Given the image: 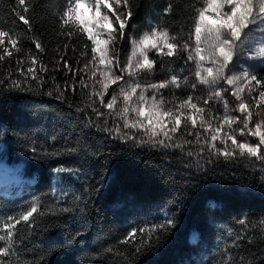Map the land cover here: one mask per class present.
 <instances>
[{"label":"trees","instance_id":"1","mask_svg":"<svg viewBox=\"0 0 264 264\" xmlns=\"http://www.w3.org/2000/svg\"><path fill=\"white\" fill-rule=\"evenodd\" d=\"M25 5L31 29L15 15L24 14L17 0H0V27L20 49L12 50L5 40L12 55L0 60V161L21 162L20 174L34 180L22 182L19 191H0V224L34 203L39 211L32 227L17 226L5 264H264V180L222 160L200 170L188 167L177 151L146 149L111 136L101 125L99 98H90L91 81L79 71L92 59L91 41L85 33L61 26L65 0H25ZM202 6L198 0H129L125 11L132 16L124 38L117 35L113 52L120 68L130 51L131 33L159 26L181 43L191 34L194 46L193 22ZM148 55L158 78L177 76L181 81L173 101L189 94L207 97L202 85L189 87L195 83V64L187 61V52ZM32 58L39 80L29 74L24 82L18 69L26 72ZM41 65L47 70L40 71ZM254 74L264 78V67ZM13 80L23 87L13 89ZM218 111L210 102L207 112ZM71 148L78 150L67 151ZM58 167L71 171L58 173ZM166 218L173 224L156 233L158 243L142 237L121 243L133 228ZM245 218L247 223H238Z\"/></svg>","mask_w":264,"mask_h":264},{"label":"snow or ice","instance_id":"2","mask_svg":"<svg viewBox=\"0 0 264 264\" xmlns=\"http://www.w3.org/2000/svg\"><path fill=\"white\" fill-rule=\"evenodd\" d=\"M128 2L129 0H65V10L60 16L61 26H68L85 33L87 39L91 41L92 59L82 69H79L80 72L90 73L89 79L98 77L95 79L93 91L89 94L90 98L92 96L98 97L99 103L110 110L109 114L123 122L124 129H136L137 133H142L143 136L139 140L140 144H151L154 147L159 145L163 148H180L182 145L174 142V137L181 128V119L184 118V127L190 123L193 128L197 126L199 120V126L209 133V137L205 138L202 143L207 145L211 155L222 156L225 160L244 157L249 160L255 158L264 163V119H257L254 125L250 127L254 113L249 104L243 100L245 90L249 95L256 91L258 98L253 97L255 107L260 109L264 106V90H260L264 89V78L258 79L255 74H250L248 69L242 65H240L242 70L239 74L232 73L234 60L239 65L238 47L243 52V45L255 41L257 34H259L260 46L249 59L264 63V0H198L203 6L196 9L197 15L193 22L194 46L191 34L181 43L177 37L171 36L166 28L153 27L149 33L143 35L139 42L133 41L132 55L128 63L120 68L119 58L111 52V48L115 45L117 35L121 39L124 38L125 28L132 16L130 10L125 11L128 8ZM17 4L22 7L24 14L22 15L21 12L17 11L15 15L31 29L30 20L26 18L29 7L25 5V0H17ZM85 5L92 10L91 17H86L81 12ZM170 10L171 6L165 9V12ZM67 34L71 36L73 33L70 31ZM104 36L107 39H104ZM5 40H7L9 48L17 52L20 51L18 41L13 38L9 31H4L0 27V48H4V55H0V60H3L5 56L12 55V51L4 47ZM35 47L43 50L38 41H35ZM85 48L87 49L88 45H85ZM149 51H154L161 57L177 56L180 51L187 52V61H192L195 64V70L191 73L195 83L189 87L195 90L199 85L207 86L210 90L207 97L189 94L186 99L174 103L172 107L165 110L166 102L163 97L157 99L159 89L166 88L169 83L177 88L181 87V81L178 77L172 76L170 81L160 84H147L146 86L139 82H125V86H120L119 98L122 100V106H119L118 111L116 110L118 107L117 96H112L105 103L104 98L110 85H118V82L124 79L125 74L131 78L139 72H151L153 70L155 62L149 59ZM81 55H87V52H81ZM30 62L32 67H28L26 72L18 69L20 75L26 78L24 82H26L29 74L33 80H39L35 69V58H32ZM63 62L68 71H73L66 60ZM22 63V61H17L18 65ZM39 70L46 71L47 69L41 65ZM118 72L119 74H117ZM3 83L4 81L0 80V85ZM80 83L87 87L83 79ZM184 83H188L187 76L184 77ZM95 84L100 85L99 90L95 89ZM11 87L21 89L23 85L21 81L13 80ZM72 90L74 91L75 88L73 87ZM149 92H151L150 96L148 95ZM225 93H230L232 97L240 101L232 110L240 115L228 114V100L225 99ZM51 94V92L48 93V95ZM210 102L223 103L225 115L216 117L207 113ZM200 104H203L204 107H200ZM92 111L96 115H103L96 108H92ZM205 114L208 115L209 119H204ZM255 115L259 117L261 112L256 111ZM212 122H217L219 126L212 127ZM233 125H236V128H233ZM225 127L227 131L222 132ZM107 131H114L120 136L121 126L117 124ZM237 132L241 137L257 138L258 142H238ZM188 134L192 135V133ZM196 137L197 141L201 142L200 133H196ZM120 138L135 140L136 136L135 134L124 133ZM218 139L224 145L222 148L216 146ZM184 143H190V141ZM77 150L76 148L67 149L69 152H76ZM55 171L59 173L71 171V169L58 167ZM38 211L39 204L34 203L27 210L19 212L17 216H7L5 221L0 224V232L4 233V235H0V241L6 242L5 246H0V264H5L4 258L11 253L13 238L18 231L17 226L24 224L27 227H32V222L36 219ZM238 223L244 225L247 220L246 218L241 219ZM172 224L173 219L166 218L160 224L133 228L127 232L121 243L133 244L138 237L146 238V241L155 240L158 243L160 236L156 233L166 232L168 226ZM240 239H244V237H240ZM248 239L251 243L250 236ZM136 250L138 252L140 249L137 248Z\"/></svg>","mask_w":264,"mask_h":264},{"label":"rangeland","instance_id":"3","mask_svg":"<svg viewBox=\"0 0 264 264\" xmlns=\"http://www.w3.org/2000/svg\"><path fill=\"white\" fill-rule=\"evenodd\" d=\"M122 6L123 5H121V7ZM113 7L115 8V5H113ZM81 12L84 13L86 17L92 16V10H90L87 7V5H85L81 9ZM150 31L151 30L145 31L141 34H135V33L130 34V51L126 57L124 66L128 63L129 58L132 55L133 41L139 42L140 39L143 37V35L145 33H149ZM103 38L107 39L106 36H104ZM114 46L111 48L112 53L114 52ZM259 46H260L259 45V34H257L255 41H253L251 43H245L243 45V52L238 47L237 54L240 57L239 65H237L235 63V60H234V63L232 66V73L239 74L242 70L240 65L247 68L250 74H254V72L256 70L263 68L264 63H260L258 60L249 59L250 56L254 55L255 50L258 49ZM101 69H102V66H101ZM117 74H119V73H117ZM87 75L89 77L90 73H87ZM98 76H99V73H98ZM97 78L90 79L92 88L94 86L95 79H97ZM170 80H171V78H166V79L158 78L156 76L154 70H152L151 72H139L136 76L131 77V78H129V76L127 74H125L124 79L118 82L119 86L118 85H110V87L108 89V93L105 95V98H104L105 103H107V101L110 100L112 96H117L118 97V107L116 110L117 111L119 110V106H122V100L119 98L120 86H125V82H128V83L139 82L142 85L146 86L147 84H160L162 82L170 81ZM202 86L204 87L205 91L207 93H209L210 90L208 89V87L205 85H202ZM99 87H100L99 84H95L96 90H99ZM175 88H176L175 85H172L171 83H169L166 88L159 89V94L157 95V99L159 100L161 97H163L164 101L166 102L165 103V110H167V108H169V107H172L173 104L176 103L175 101L172 100V93H173ZM148 95L150 96L151 92H149ZM253 97L258 98V92L254 91V92H252L251 95H249L247 90H245V92L243 93L244 102L249 104L251 110L254 113L252 124L249 125L250 127H252L254 125V123L256 122L257 119H264V106H262L260 109H257L255 107V100L253 99ZM225 99L228 100V104H227V108L229 110L228 114L229 115H240L238 112L232 111L233 109L236 108V105L240 101H237L234 97H232L230 95V93H225ZM214 103L216 104L219 111L218 112H210L211 115L216 116V117H223L225 115L224 104L219 103V102H214ZM102 107H103L104 115H103V118L101 121V125L106 130V132H108L111 136L115 137L116 139L121 140L125 144L137 145V146H140L142 148L160 150V151H164V152H166V151H177L180 154V156L182 157L185 164L188 165V167H193V168H196L199 170L205 168L206 165H209L210 163H212L215 160H222V161L230 162L234 165L241 166L245 169H248V170H251V171L257 173L264 180V163L256 160L255 158H252L251 160H249L247 157L236 158V159H232V160H225L222 156L217 157V156L211 155L207 145L202 143V141L205 138L209 137V133L205 132L204 129H202L199 126V120H198L197 126L195 128H193L190 123L188 124L187 127H184V118L181 119V128L175 134L174 142L180 143L182 145V147H180V148H171V147L170 148H163L159 145L154 147L151 144H140L139 140L143 136L142 133H137L136 129H131V130L124 129L122 126L123 122L118 120L114 115H110L109 109H107L103 105H102ZM256 111L261 112V115L259 117H257L255 115ZM204 119H209L207 114H205ZM117 124H119L121 126L120 136H118L114 131L113 132L107 131V129L114 128ZM218 126H219V124L217 122H212V127H218ZM233 128H236V125H233ZM223 131H227V128L225 127L224 129H222V132ZM124 133H128L129 135L135 134L136 139L135 140H125V139L120 138ZM188 133H192V135H189ZM196 133H200V141L201 142L197 141ZM236 138H237L238 142L239 141L258 142L257 138L241 137L238 134V132L236 134ZM145 139H146V137H145ZM185 141H190V143H184ZM229 143H230V141H229ZM216 146H217V148H222L224 145H222L218 139L216 141ZM202 148H203V151H201ZM189 153H191V155H189ZM22 165L23 164L21 162L15 164V165H11V164H8L7 162H5L4 160L0 161V166L1 167L3 166L2 170H1L2 171L1 174H3V171H5V173H6L7 170H6L5 166H7V168L12 170V173L9 174L10 176H12V178L6 179V178L2 177L3 175H1V177H0V190L2 189L4 193L10 192L12 188H14L15 191H19L20 185L22 184V182L26 181V179L28 178V176H22L21 174L20 175L18 174V173H20ZM19 179H20V181H19ZM3 182H5V183H3ZM192 237L193 236L191 235V238Z\"/></svg>","mask_w":264,"mask_h":264},{"label":"bare ground","instance_id":"4","mask_svg":"<svg viewBox=\"0 0 264 264\" xmlns=\"http://www.w3.org/2000/svg\"><path fill=\"white\" fill-rule=\"evenodd\" d=\"M2 167H3V166H2ZM2 167L0 166V176L3 175V177L6 178V179L12 178V176H10L9 174H7V173H5V172H4L3 174H1V172H2V171H1V170H2ZM5 167H6V170H10L9 168H7V166H5ZM194 234H195V233L193 232L192 235H194Z\"/></svg>","mask_w":264,"mask_h":264}]
</instances>
